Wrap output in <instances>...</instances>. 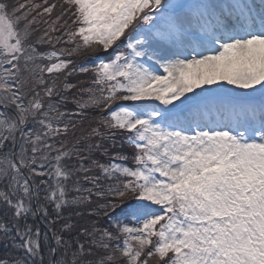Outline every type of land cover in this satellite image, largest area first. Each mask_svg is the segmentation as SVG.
<instances>
[{
    "label": "snow or ice",
    "instance_id": "6c2138e0",
    "mask_svg": "<svg viewBox=\"0 0 264 264\" xmlns=\"http://www.w3.org/2000/svg\"><path fill=\"white\" fill-rule=\"evenodd\" d=\"M0 264H264V0H0Z\"/></svg>",
    "mask_w": 264,
    "mask_h": 264
}]
</instances>
